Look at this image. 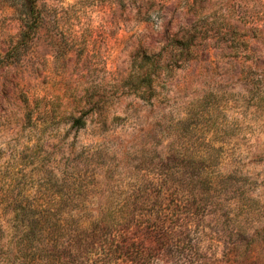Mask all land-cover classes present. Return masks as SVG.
Segmentation results:
<instances>
[{
    "label": "rangeland",
    "instance_id": "374dc122",
    "mask_svg": "<svg viewBox=\"0 0 264 264\" xmlns=\"http://www.w3.org/2000/svg\"><path fill=\"white\" fill-rule=\"evenodd\" d=\"M35 6L38 33L0 67V198L86 197L61 208L77 214L131 197L146 215L203 194L204 255L264 249V0ZM18 12L0 0V66ZM19 228L0 205V264L15 261L9 231ZM75 236L69 264H106L100 246L81 254Z\"/></svg>",
    "mask_w": 264,
    "mask_h": 264
},
{
    "label": "trees",
    "instance_id": "16d2710c",
    "mask_svg": "<svg viewBox=\"0 0 264 264\" xmlns=\"http://www.w3.org/2000/svg\"><path fill=\"white\" fill-rule=\"evenodd\" d=\"M4 1L9 8L19 11L21 30L0 67L20 61V48L32 41L41 26L35 6L37 0ZM147 76L146 73L142 79ZM132 87L136 92L142 88L139 84ZM198 183L212 185L210 181ZM132 199L109 198L105 209L97 213L72 214L61 212V208H69L75 200L85 203L86 197L75 199L63 194L42 201L28 195L2 194L0 205L12 207L13 220L20 227L9 231L16 238L8 247L9 256L15 260L13 264H69L66 259L75 246L66 245L65 239L72 231L76 232L75 244L81 254L86 248L100 246L102 251L98 255L106 264H264V249L255 250L252 245L244 253H239L243 248L237 247L227 258L204 255L200 224L208 216V196L194 195L190 205L185 204L190 207L185 209L171 212L161 209L146 215L131 210ZM7 233L5 229L0 230L3 247L7 246L4 243Z\"/></svg>",
    "mask_w": 264,
    "mask_h": 264
}]
</instances>
